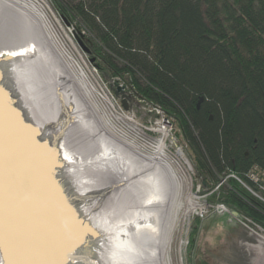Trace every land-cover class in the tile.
I'll return each instance as SVG.
<instances>
[{
  "label": "trees",
  "instance_id": "16d2710c",
  "mask_svg": "<svg viewBox=\"0 0 264 264\" xmlns=\"http://www.w3.org/2000/svg\"><path fill=\"white\" fill-rule=\"evenodd\" d=\"M53 7L89 34L90 57L105 77L162 108L207 191L231 173L249 186V172L262 176L264 0H53ZM226 184L211 201L264 225V202L235 179Z\"/></svg>",
  "mask_w": 264,
  "mask_h": 264
},
{
  "label": "bare ground",
  "instance_id": "6f19581e",
  "mask_svg": "<svg viewBox=\"0 0 264 264\" xmlns=\"http://www.w3.org/2000/svg\"><path fill=\"white\" fill-rule=\"evenodd\" d=\"M37 2L0 0V69L3 84L27 118L58 146L63 158L60 177L97 233L67 264H170L168 241L182 207L184 180L164 154L166 138L148 151L113 125L95 98V88L69 57L54 23ZM139 100L165 117L159 127L165 122L172 126L164 131L172 132L178 144L175 156L187 160L186 167L199 182L196 186L192 182L194 195H219L227 180L235 179L264 202V173L259 177L254 171L246 175L253 186L231 173L206 194V182L197 179L189 146L175 135L171 120L160 106ZM194 195L186 198L184 212L196 211L199 219L204 209L207 216L215 215L209 205L223 203L198 205ZM223 205L229 214L223 211L219 216L244 222L247 230L257 232L258 244L248 249L255 252L252 263L264 264V225L247 214L236 216L237 211ZM0 264H5L1 253Z\"/></svg>",
  "mask_w": 264,
  "mask_h": 264
},
{
  "label": "water",
  "instance_id": "95a60500",
  "mask_svg": "<svg viewBox=\"0 0 264 264\" xmlns=\"http://www.w3.org/2000/svg\"><path fill=\"white\" fill-rule=\"evenodd\" d=\"M3 82L0 69L1 256L9 264L7 248L11 264H67L97 233L60 177L58 146L44 138ZM120 94L125 96V89L118 86ZM123 105L127 109L126 101Z\"/></svg>",
  "mask_w": 264,
  "mask_h": 264
},
{
  "label": "rangeland",
  "instance_id": "374dc122",
  "mask_svg": "<svg viewBox=\"0 0 264 264\" xmlns=\"http://www.w3.org/2000/svg\"><path fill=\"white\" fill-rule=\"evenodd\" d=\"M37 1L39 7L46 12L50 21L54 23L56 32L67 54L75 64L77 62L78 66L76 67H80L87 80L95 88V98L100 107L105 109L113 125L120 130L123 135H126L132 140H136L148 151H153V146H155L158 140L166 138L164 141V154L173 164L179 176L184 180V193H182L183 196L181 199L182 207L178 212L177 225L172 231L168 241L167 255L169 263L197 264L198 261H201L202 264H254L252 262L255 257V252L249 251L248 248L255 247L258 244L257 240L259 236L252 234L244 225L233 218L219 216L220 214H218L217 211H215V215L207 216V210L204 209L200 214L202 219H199V216L193 213L188 215L185 214L184 204L186 198L190 197L193 191L192 182L195 186L199 184V182L195 180L190 167H186L182 158L180 156H175L173 148L178 144L176 138L172 137V132H170L168 138L166 136L163 137V126L159 127L163 122L162 115L156 110H153L152 106L141 102L138 97L130 93L127 89L125 90V96H123V94L117 96L116 81L105 77L99 68L94 66V64H96L95 61L91 63V51L86 45V42L90 39L89 34L87 32L78 31L75 24H71L60 16L53 7L52 0ZM78 38L81 43L78 42ZM80 44H83L89 52H85ZM119 85L121 86L122 84ZM103 91H105L110 98L115 99L114 104H112L113 108H115V112L109 107V105H111L109 101L105 103L106 100L99 95L102 94ZM123 101H126L127 109L124 107ZM155 114H157L158 117H154ZM189 155L191 156L190 152ZM192 165L195 166L194 162ZM211 190L206 191V194L210 193ZM201 196H204L203 199H201L203 202L205 200L210 204L218 202H212V197L208 195L203 194ZM221 205H223V203H221ZM212 206L217 207L218 204ZM212 212L214 211L211 210L210 213ZM195 222L198 224L195 225ZM193 231L195 235H192L194 234ZM262 237H264L263 233Z\"/></svg>",
  "mask_w": 264,
  "mask_h": 264
},
{
  "label": "built area",
  "instance_id": "2783aa9c",
  "mask_svg": "<svg viewBox=\"0 0 264 264\" xmlns=\"http://www.w3.org/2000/svg\"><path fill=\"white\" fill-rule=\"evenodd\" d=\"M99 95H101L104 100H108L109 101V104H111V105L115 101V99L114 98H110L105 91H103L102 94H99ZM158 112L161 113L160 111H158ZM163 119H165V118L162 116V120ZM164 125H166V126H163V128H162V135H163V137H165V136L168 137L170 134L167 135L164 130L165 129H170V128H172V126L168 122H165ZM182 153H184V152L182 150H180V154L179 155H181L182 157H184V154H182ZM184 161H185L184 162L185 165H188V162H187V160L185 158H184ZM192 189H194V187H192ZM192 189H191V191H192ZM191 195H194L193 192H191ZM193 197L197 199V200H193V201L196 204H198V205H203L205 202H208L207 200H205L204 202L201 200V199H203L204 196L194 195ZM209 207L211 208L212 211H214V213H215V211H217L218 214H219V212H223V211H225V214L228 213V210H227V208L224 205H218L217 207H213V206L209 205ZM219 207H220V209L218 210ZM192 213L195 214V215H199L196 211L195 212H192ZM241 224L245 226L244 222H241ZM251 233L252 234H257L256 231H251ZM180 252H181V250H180Z\"/></svg>",
  "mask_w": 264,
  "mask_h": 264
},
{
  "label": "snow or ice",
  "instance_id": "6c2138e0",
  "mask_svg": "<svg viewBox=\"0 0 264 264\" xmlns=\"http://www.w3.org/2000/svg\"><path fill=\"white\" fill-rule=\"evenodd\" d=\"M0 202H2V187H0ZM0 240H2V222H0ZM5 259L9 260V264H11L7 248H5Z\"/></svg>",
  "mask_w": 264,
  "mask_h": 264
},
{
  "label": "flooded vegetation",
  "instance_id": "af4514ba",
  "mask_svg": "<svg viewBox=\"0 0 264 264\" xmlns=\"http://www.w3.org/2000/svg\"><path fill=\"white\" fill-rule=\"evenodd\" d=\"M193 248H194V246H193Z\"/></svg>",
  "mask_w": 264,
  "mask_h": 264
}]
</instances>
